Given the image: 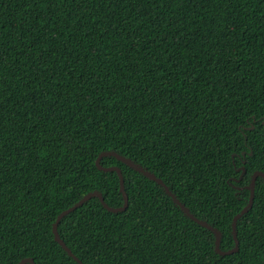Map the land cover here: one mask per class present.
I'll list each match as a JSON object with an SVG mask.
<instances>
[{
    "label": "trees",
    "instance_id": "obj_1",
    "mask_svg": "<svg viewBox=\"0 0 264 264\" xmlns=\"http://www.w3.org/2000/svg\"><path fill=\"white\" fill-rule=\"evenodd\" d=\"M115 152L234 247L264 174V0H0V264H78L57 216L123 205ZM128 207L58 224L82 264H264V183L237 252L113 156Z\"/></svg>",
    "mask_w": 264,
    "mask_h": 264
},
{
    "label": "water",
    "instance_id": "obj_2",
    "mask_svg": "<svg viewBox=\"0 0 264 264\" xmlns=\"http://www.w3.org/2000/svg\"><path fill=\"white\" fill-rule=\"evenodd\" d=\"M107 156H113L114 158H116L118 161L122 162L123 164L129 166L130 168H132L133 170H135L136 172L142 174L143 176H145L146 178H148L149 180L157 183L158 185H160L163 190L165 191V193L172 199V201L180 208V210L189 218L191 219L193 222H195L197 225L211 231L214 236H215V244H214V248H215V252L221 256H225V255H229V254H233L235 252L238 251L239 249V242L237 239V234H236V223L237 221L246 213L248 212V210L251 208L252 203H253V198H254V186H255V182L256 179L258 177L262 178L263 183H264V174L261 172H255L253 173L251 180H250V184L248 186V189L250 191L249 194V199L248 202L246 204V206L241 210V212L239 214H237L233 220H232V235H233V239H234V247L233 249L223 252L220 250L219 244H220V239H221V234L218 230H216L215 228L211 227L210 225H208L206 222L201 221L199 219H197L196 217H194L186 207H184V205H182L179 200L172 194V192L168 189V187L162 182V180H160L159 178H157L156 176H154L153 174H151L150 172L146 171L145 169H143L142 167H140L139 165L135 164L134 162H132L131 160L124 158L122 156H120L119 154L115 153V152H104L102 154H100L98 156V158L96 159L95 165L96 168L102 172H115L117 174L118 180H119V188H120V192L121 195L123 197V205L119 208H111L109 207L105 202L104 199L101 195L100 192L98 191H94L91 192L89 194H87L86 196H84L81 200H79L75 205H73L72 207L64 210L63 212H61L56 220L54 221L53 225H52V233L54 236V240L60 245V247L67 253V255L69 257H71L72 259H74L78 264H82L69 250V248L63 243V241L60 239L59 235H58V224L60 223L61 219L68 215L69 213L73 212L75 209H77L78 207H80L81 205H83L85 202H87L88 200H90L91 198H97L100 202V204L103 206L104 209H106L109 212L112 213H119V212H123L127 207H128V197L125 193L124 190V181H123V176L121 173V170L118 167H108V168H104L100 165V161L102 157H107ZM18 264H34V262L29 259V258H25L22 259Z\"/></svg>",
    "mask_w": 264,
    "mask_h": 264
},
{
    "label": "bare ground",
    "instance_id": "obj_3",
    "mask_svg": "<svg viewBox=\"0 0 264 264\" xmlns=\"http://www.w3.org/2000/svg\"><path fill=\"white\" fill-rule=\"evenodd\" d=\"M101 165V164H100ZM161 180V179H160Z\"/></svg>",
    "mask_w": 264,
    "mask_h": 264
}]
</instances>
